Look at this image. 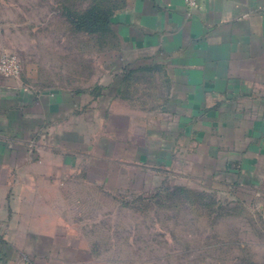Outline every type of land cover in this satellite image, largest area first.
<instances>
[{"label":"crops","instance_id":"0c3cea01","mask_svg":"<svg viewBox=\"0 0 264 264\" xmlns=\"http://www.w3.org/2000/svg\"><path fill=\"white\" fill-rule=\"evenodd\" d=\"M196 1L188 10L184 0H124L111 28L125 59L93 92L29 90L0 78V264L106 263L82 251L81 223L71 213L67 220L82 196L67 189L77 158L105 165L83 172L93 184L117 179L106 161H213L209 177L218 166L223 182L238 166L236 184L256 188L264 212V0ZM47 139L50 161L62 155L59 168L23 172L27 161L47 159L38 152ZM91 149L99 154H83ZM185 149L198 157L184 158Z\"/></svg>","mask_w":264,"mask_h":264},{"label":"rangeland","instance_id":"374dc122","mask_svg":"<svg viewBox=\"0 0 264 264\" xmlns=\"http://www.w3.org/2000/svg\"><path fill=\"white\" fill-rule=\"evenodd\" d=\"M118 2L124 4V0H0V57L18 58V80L26 89L93 92L92 88L110 83L114 65L125 59L126 52L111 27L102 32L79 30L75 20L90 8L115 9L113 3ZM83 98L84 107L90 106L91 98ZM109 99L104 98V107ZM140 100L133 119L138 129L145 121ZM48 139L38 143L46 146L38 152L47 159L27 161L23 172L33 171L39 163L43 170L48 164V172L59 168L62 155L50 161ZM28 149L29 156L36 151L33 143ZM93 150L83 154H99ZM181 152L184 158L198 157L187 149ZM79 160L67 170L68 176L78 174V179L68 180L67 189L82 196L67 212V220L71 213L72 221L81 223L75 232L85 237L82 251L103 255L105 264H264V212L258 210L263 199L252 185L236 184L238 166L231 167V178L223 182L218 166L216 179L209 177L213 161H168L171 165L106 161L114 163L107 168L115 169L117 179L107 184L97 173L103 183L93 184L83 182V172L105 165Z\"/></svg>","mask_w":264,"mask_h":264},{"label":"trees","instance_id":"16d2710c","mask_svg":"<svg viewBox=\"0 0 264 264\" xmlns=\"http://www.w3.org/2000/svg\"><path fill=\"white\" fill-rule=\"evenodd\" d=\"M119 3V2H118ZM113 6H116L115 9L110 10H104V9H98V8H90L89 11H87L84 15H81L78 17L76 21L77 29H82V27H87L90 30H93L95 32H102L104 30H109V27H111V18L114 15V13L121 9L123 7V3L120 5H115L113 3ZM66 19H67V13H66Z\"/></svg>","mask_w":264,"mask_h":264},{"label":"built area","instance_id":"2783aa9c","mask_svg":"<svg viewBox=\"0 0 264 264\" xmlns=\"http://www.w3.org/2000/svg\"><path fill=\"white\" fill-rule=\"evenodd\" d=\"M188 10L196 7V0H184ZM20 74L19 60L15 55L4 54L0 57V75L6 78L17 79ZM25 264H31L29 260L24 259Z\"/></svg>","mask_w":264,"mask_h":264}]
</instances>
